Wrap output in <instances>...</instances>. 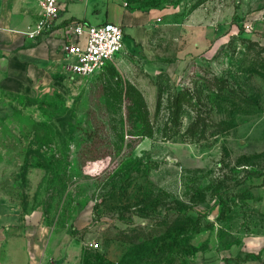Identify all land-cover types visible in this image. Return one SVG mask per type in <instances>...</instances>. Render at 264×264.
Listing matches in <instances>:
<instances>
[{
  "label": "rangeland",
  "instance_id": "374dc122",
  "mask_svg": "<svg viewBox=\"0 0 264 264\" xmlns=\"http://www.w3.org/2000/svg\"><path fill=\"white\" fill-rule=\"evenodd\" d=\"M113 1L161 19L91 78L35 88L0 71V201L40 217L43 264H264V0ZM126 84L152 137H119ZM183 88L202 98L206 139L183 140L191 110L166 138Z\"/></svg>",
  "mask_w": 264,
  "mask_h": 264
},
{
  "label": "crops",
  "instance_id": "0c3cea01",
  "mask_svg": "<svg viewBox=\"0 0 264 264\" xmlns=\"http://www.w3.org/2000/svg\"><path fill=\"white\" fill-rule=\"evenodd\" d=\"M62 13L52 35L32 41L24 33L40 17L37 0H0V71L24 75L35 88L49 86L53 77L68 73L65 45L67 25L114 23L125 36L139 40L144 30L161 19L159 9H130L113 0H62ZM37 215L23 216L11 204L0 201V264H43L47 231ZM47 264V262H45Z\"/></svg>",
  "mask_w": 264,
  "mask_h": 264
},
{
  "label": "built area",
  "instance_id": "2783aa9c",
  "mask_svg": "<svg viewBox=\"0 0 264 264\" xmlns=\"http://www.w3.org/2000/svg\"><path fill=\"white\" fill-rule=\"evenodd\" d=\"M71 2L77 0H69ZM40 17L24 33L27 39L38 41L52 35L62 13V0H37ZM70 40L65 45L68 73L79 80L97 74L124 49L125 32L114 23L86 26L72 21L67 25Z\"/></svg>",
  "mask_w": 264,
  "mask_h": 264
},
{
  "label": "trees",
  "instance_id": "16d2710c",
  "mask_svg": "<svg viewBox=\"0 0 264 264\" xmlns=\"http://www.w3.org/2000/svg\"><path fill=\"white\" fill-rule=\"evenodd\" d=\"M104 71V70H103ZM213 82L216 83V90L226 98L236 99V90L232 86L228 78L214 77ZM122 103H125L128 119L132 125L128 130L121 133L119 136L122 140L125 137L130 139L152 137L155 133L150 111L143 93L131 84H126L118 94ZM238 105L245 104L244 101H237ZM202 98L195 95L191 88H183L176 93L170 94L168 97L167 110L169 113V121L176 126V135H166L167 139L177 138L180 128L183 125L182 116L186 110L194 111L195 116L193 121L184 133V141H200L207 138V119L204 112L201 110ZM162 110V92L160 91L156 115H159ZM201 128V129H200Z\"/></svg>",
  "mask_w": 264,
  "mask_h": 264
}]
</instances>
